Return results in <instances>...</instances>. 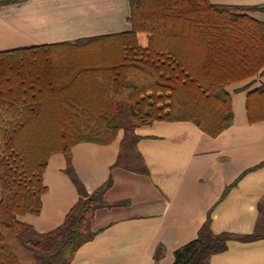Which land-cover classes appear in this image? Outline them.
I'll return each mask as SVG.
<instances>
[{"label": "trees", "instance_id": "trees-1", "mask_svg": "<svg viewBox=\"0 0 264 264\" xmlns=\"http://www.w3.org/2000/svg\"><path fill=\"white\" fill-rule=\"evenodd\" d=\"M129 3V32L0 53V264H72L97 236L91 222L113 182L89 194L72 166L75 146L110 145L122 131L120 167L129 149L137 154L136 129L155 122H191L216 138L234 123L228 87L264 73V24L248 15L264 5ZM246 109L250 124L264 122V85ZM54 154L65 156L79 201L58 229L39 234L20 219L40 215ZM259 213L253 234L235 236L213 233L210 211L173 264H209L229 242L264 239V202Z\"/></svg>", "mask_w": 264, "mask_h": 264}, {"label": "crops", "instance_id": "crops-1", "mask_svg": "<svg viewBox=\"0 0 264 264\" xmlns=\"http://www.w3.org/2000/svg\"><path fill=\"white\" fill-rule=\"evenodd\" d=\"M3 1L0 53L131 30L130 0H20L1 5ZM209 2L264 5V0ZM248 15L264 24V14ZM263 85L261 73L228 87L234 123L216 138L191 122L137 128L142 163L138 160L136 168L115 167L122 131L110 145L75 146L72 166L87 192L92 194L110 178L113 185L104 195L107 206L91 222L97 236L72 264H173L175 252L197 237L210 211L213 233L253 234L264 202V122L250 124L246 104L248 95ZM66 168L63 154L51 156L43 177L47 192L41 213L20 219L39 234L58 229L79 201ZM209 264H264V239L229 242L228 250L212 256Z\"/></svg>", "mask_w": 264, "mask_h": 264}, {"label": "rangeland", "instance_id": "rangeland-1", "mask_svg": "<svg viewBox=\"0 0 264 264\" xmlns=\"http://www.w3.org/2000/svg\"><path fill=\"white\" fill-rule=\"evenodd\" d=\"M121 166L126 168H136L138 166V156L134 150L129 149L126 153L124 158L121 161ZM261 227H263V231L261 234H264V216L261 218Z\"/></svg>", "mask_w": 264, "mask_h": 264}]
</instances>
